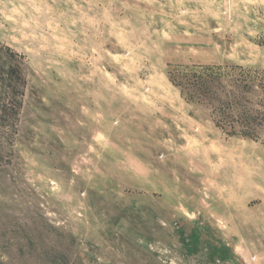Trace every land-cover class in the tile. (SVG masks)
I'll return each mask as SVG.
<instances>
[{
  "label": "rangeland",
  "instance_id": "1",
  "mask_svg": "<svg viewBox=\"0 0 264 264\" xmlns=\"http://www.w3.org/2000/svg\"><path fill=\"white\" fill-rule=\"evenodd\" d=\"M240 70L264 0H0V264H264V126L174 83Z\"/></svg>",
  "mask_w": 264,
  "mask_h": 264
},
{
  "label": "trees",
  "instance_id": "2",
  "mask_svg": "<svg viewBox=\"0 0 264 264\" xmlns=\"http://www.w3.org/2000/svg\"><path fill=\"white\" fill-rule=\"evenodd\" d=\"M174 81L192 101L208 105L218 114L221 127L232 134L257 137L264 126V76L253 78L246 70L227 80L221 73L183 72ZM257 105L263 107L258 108Z\"/></svg>",
  "mask_w": 264,
  "mask_h": 264
}]
</instances>
